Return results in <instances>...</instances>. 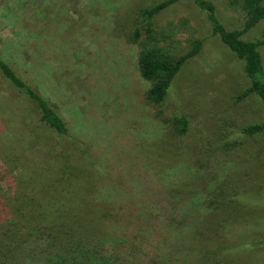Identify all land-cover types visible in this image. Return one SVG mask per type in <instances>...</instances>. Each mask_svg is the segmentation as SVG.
<instances>
[{
    "label": "rangeland",
    "instance_id": "374dc122",
    "mask_svg": "<svg viewBox=\"0 0 264 264\" xmlns=\"http://www.w3.org/2000/svg\"><path fill=\"white\" fill-rule=\"evenodd\" d=\"M160 1L0 0V58L69 131L65 137L50 131L35 105L0 75V180L3 169H19L4 155L21 152L51 169L59 157L69 158L83 183L104 196L114 193L105 200L113 213L119 209L114 232L125 224L135 229L136 211L155 222L173 215L210 225L220 218L218 245L210 239L192 244V237L182 242L185 252L202 250L196 259L186 254L189 264H264V140L237 134L263 120L261 102L254 94L238 97L248 86L242 62L210 34L192 0H178L152 21L169 35L167 49L175 54L185 52L189 35L202 44L175 75L162 106L150 102L149 82L135 69L132 34L141 31L138 10ZM208 1L225 29L241 28L233 0ZM241 38L262 40L264 20ZM259 52L264 71V44ZM179 116L188 123L187 134L173 160L137 152L136 145L171 140L168 122ZM222 201L220 213L214 208ZM121 234V240L128 236ZM145 243L143 252L153 253Z\"/></svg>",
    "mask_w": 264,
    "mask_h": 264
},
{
    "label": "trees",
    "instance_id": "16d2710c",
    "mask_svg": "<svg viewBox=\"0 0 264 264\" xmlns=\"http://www.w3.org/2000/svg\"><path fill=\"white\" fill-rule=\"evenodd\" d=\"M177 1L161 0L139 9L141 31L135 30L132 34V42L137 49L136 72L149 82L145 95L157 107L162 106L167 89L180 68L201 50L202 41L189 35L185 52L175 54L167 49L169 35L153 27V19ZM192 3L204 14L210 34L218 37L242 62L248 86L238 97L254 94L261 102L263 120L240 128L237 134L247 138L259 135L264 140V71L259 52L264 38L255 41L241 38L264 20V0L231 2L242 18L241 28L236 30L222 26L208 0H192ZM0 75L35 105L39 121L50 131L60 137L69 134L64 120L45 98L19 78L1 58ZM187 124L184 117H173L168 122L171 140L162 145H136L137 152L142 150L151 159L163 154L166 160H173L178 155V145L186 140ZM202 140L203 137L195 142L201 143ZM148 147L151 153L146 151ZM4 156L19 169L16 172L3 169L1 174L3 180L0 181L4 185H0V264H189L186 254L195 253L192 260L200 257L202 250L195 246L185 252L181 247L184 240L192 237V244L196 245L208 239L217 245L220 243L217 237L224 225L220 218L210 225L207 220L199 224L184 223L182 217L173 215L155 222L151 215H141L136 211V214L132 213V217L136 216L135 229L130 231V225L125 224L114 232V222L120 217L119 209L113 213L111 203H105L114 193L107 190L105 193L109 195L106 193L104 196L101 189L83 183L81 171L69 158L59 157L51 169L46 162L44 166L31 163L21 152ZM219 193H223L221 186ZM239 198H244L243 194L239 193ZM223 201L221 207L216 205L214 208L220 213L223 212ZM129 214L130 211V218ZM123 218L127 216L122 214ZM123 230L128 236L121 240ZM151 237L155 240L147 239ZM135 239L139 241L134 243ZM143 243L149 244L153 253H144Z\"/></svg>",
    "mask_w": 264,
    "mask_h": 264
}]
</instances>
